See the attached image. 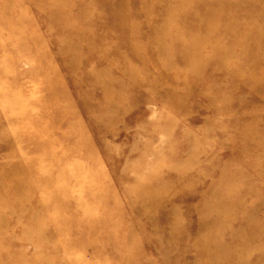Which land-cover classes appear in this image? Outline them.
I'll return each mask as SVG.
<instances>
[{
  "label": "rangeland",
  "instance_id": "rangeland-1",
  "mask_svg": "<svg viewBox=\"0 0 264 264\" xmlns=\"http://www.w3.org/2000/svg\"><path fill=\"white\" fill-rule=\"evenodd\" d=\"M0 264H264V0H0Z\"/></svg>",
  "mask_w": 264,
  "mask_h": 264
},
{
  "label": "bare ground",
  "instance_id": "bare-ground-1",
  "mask_svg": "<svg viewBox=\"0 0 264 264\" xmlns=\"http://www.w3.org/2000/svg\"><path fill=\"white\" fill-rule=\"evenodd\" d=\"M210 18H212V17H210ZM215 23V22H214ZM213 25V24H212ZM212 33V32H211ZM211 40V39H210ZM220 48V47H219ZM220 51V50H219ZM253 58V57H252ZM255 65V64H254ZM136 69V68H135ZM168 72V71H167ZM251 72V71H250ZM162 79V78H161ZM182 86H183V84H182Z\"/></svg>",
  "mask_w": 264,
  "mask_h": 264
}]
</instances>
